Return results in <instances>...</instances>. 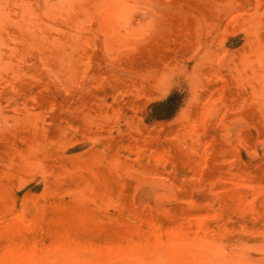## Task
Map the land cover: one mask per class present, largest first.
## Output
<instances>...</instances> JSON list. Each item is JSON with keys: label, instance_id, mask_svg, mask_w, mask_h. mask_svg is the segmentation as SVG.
<instances>
[{"label": "rangeland", "instance_id": "obj_1", "mask_svg": "<svg viewBox=\"0 0 264 264\" xmlns=\"http://www.w3.org/2000/svg\"><path fill=\"white\" fill-rule=\"evenodd\" d=\"M0 264H264V0H0Z\"/></svg>", "mask_w": 264, "mask_h": 264}]
</instances>
